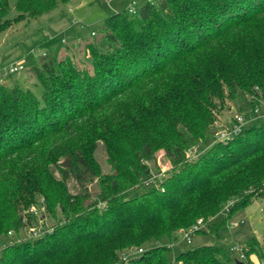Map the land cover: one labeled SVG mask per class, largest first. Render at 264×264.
<instances>
[{"label": "trees", "instance_id": "16d2710c", "mask_svg": "<svg viewBox=\"0 0 264 264\" xmlns=\"http://www.w3.org/2000/svg\"><path fill=\"white\" fill-rule=\"evenodd\" d=\"M70 1L15 0L17 16L11 20L9 0H0V32L48 15ZM256 20H260L256 24L263 33L260 37L248 32L232 37ZM101 35L88 47L93 73L52 54L28 68L43 86L44 104L18 85L0 83V235L32 225L33 219L25 213L37 192L43 194L49 213L55 214L58 206L65 217L51 235L7 247L0 264H115L119 249L168 239L200 219L215 217L232 197L242 200L227 218L249 207L255 196H263L264 120L227 142L213 144L195 163L189 162L186 152L207 139L216 121L215 100L233 99L239 92L264 99V0L150 1L134 15L126 10L105 19ZM177 68H181L179 79L172 74ZM137 89L151 100V108L142 104L130 117L116 110L120 114L112 129L120 146H114L111 155L119 163L110 179L117 184L101 178L96 202L88 185L98 175L86 147L66 154L61 172L65 181L77 182L81 191L77 196L68 192L64 181L44 187L30 177L25 179L27 187H20L13 178L4 177L9 165L37 157L45 139L74 130L88 112L104 110ZM168 101L187 113L176 111L166 118ZM126 123L132 132L148 131L150 138L137 145L131 162L126 151L130 144L122 143L133 136L124 135ZM159 149L177 171L160 188L127 192L150 176L149 167L135 160L158 168ZM131 166L136 168L133 173ZM100 202L104 209L98 208ZM168 251L164 246L147 249L128 264H169ZM176 260L241 263L219 237L214 245L181 253Z\"/></svg>", "mask_w": 264, "mask_h": 264}, {"label": "rangeland", "instance_id": "374dc122", "mask_svg": "<svg viewBox=\"0 0 264 264\" xmlns=\"http://www.w3.org/2000/svg\"><path fill=\"white\" fill-rule=\"evenodd\" d=\"M132 1L71 0L68 4H61L56 11L48 15L12 24L9 29L0 32V76L19 62L26 67V70L5 78L0 77V83L7 87L18 85L23 90L34 94L44 104L43 86L39 79L28 71V68L38 64L40 57L52 54L59 61H68L67 64L74 65L81 71L87 70L93 73L94 68L90 59L89 45L100 41L104 20L114 14L124 13L128 10ZM136 1L138 7L146 3V0ZM159 1L152 0L155 4H158ZM9 2L11 5L9 19L13 20L17 16L15 0H9ZM258 23H260V20L240 27L239 31L233 34L232 37L246 32L260 37L263 33L258 31L256 25ZM92 32H95L96 35L93 36ZM180 69L172 70V74H175L174 77H178V79L181 74ZM156 96L154 94L153 99ZM142 104L151 108L152 102L148 97H142L137 89L133 96L128 95L121 98L104 110L88 112L85 119L77 120L74 130L64 131L52 138L45 139L39 147L37 157L29 159L23 165H9L10 168L8 172H5L4 177L6 179L8 177L13 178L20 187H27L25 179L30 177L31 179H39L44 187H48L53 183L60 184L64 181L68 192L73 196H77L81 192L77 182L73 178L65 181L61 172L65 168L63 162L66 154L77 150V148L86 147L98 175L95 181L88 185L92 194V202H96L97 194L100 192L101 178L108 177L112 186L117 184L114 178L110 179L117 173L116 164L119 163L111 155L114 146H120L114 141L116 134L112 129L117 121L116 118H119L118 113L120 114L116 110L123 112L124 116H128ZM214 105L216 106L214 110L216 121L211 126L207 139L204 142L196 143L187 150L186 154L189 162L195 163L213 144L219 142V134L229 131L238 116L244 115L252 119L253 113L257 109L262 112L264 99L253 100V97L239 92L233 99L215 100ZM79 106L81 107V105ZM176 111L178 115L187 113L179 107H174L171 101H168L163 116L168 118L170 113L174 114ZM257 122L251 121L249 126ZM123 132L124 135L133 133L132 138L129 137V139L122 142L123 144H130L129 150L126 151L131 154V158H128V162H131L137 145L147 144L150 138L146 135L148 132L146 130L132 132L128 123L124 124ZM156 158L158 168L152 162L135 160L138 164H145L149 167L150 176L147 181L139 182L137 186L132 187L127 192H142L143 190L160 188L177 171L172 170L164 150L159 149ZM135 169L134 166L129 168L131 173ZM191 170L196 171L197 169L191 168ZM44 182H47V185ZM261 192L263 196H255L249 207L244 210H236L230 218H227L228 213L223 212L226 205L229 202H234V205L237 204L242 200L241 197H232L222 206L219 214L215 217H211L207 221L200 219L190 228L180 229L172 233L168 239L164 238L161 241L147 242L141 246L119 249L117 251L118 260L123 253L128 251L136 252L140 249L146 251L147 249L164 246L169 249L167 253L169 264H180L176 259L181 253L201 246L214 245L218 242L219 237L220 242L225 244L233 257L242 264H253L251 261L252 256H256L264 263V189ZM33 198L30 209L25 213L33 219L32 225L24 227L19 232L0 235V255L9 246L51 235L56 227L64 224L65 217L60 207L56 206L55 211H53L55 214H52L47 209L42 193L37 192L33 195ZM105 207V204L98 203V208L104 209ZM195 228H197V231L194 232ZM190 233H192V240L185 236V234ZM250 245L253 247L251 250L249 249Z\"/></svg>", "mask_w": 264, "mask_h": 264}, {"label": "built area", "instance_id": "2783aa9c", "mask_svg": "<svg viewBox=\"0 0 264 264\" xmlns=\"http://www.w3.org/2000/svg\"><path fill=\"white\" fill-rule=\"evenodd\" d=\"M152 0H146V2H150ZM138 2L136 0H133L130 5H129V8H128V11L130 14H136L137 11H138ZM92 35L95 36L96 33L95 32H92ZM26 70V67L22 64V63H17V64H14L13 66H11L5 74H2L1 77L5 78L9 75H15V74H18L20 72H23ZM255 98H253L254 100ZM264 119V109L263 111L261 112L260 109H257L254 113H253V118L250 119L244 115H241V116H238L235 120V123L234 125L231 127V129L229 131H227L226 133H221L219 134V138H218V141H221V142H227L229 140H231L232 138H234L236 135L240 134L245 128H247L249 126V123H251V121H260V120H263ZM234 205V202H229L225 209H224V213H229L231 208L233 207ZM202 222V221H201ZM196 229V230H195ZM193 231H197V228H195ZM193 233V232H192ZM192 233L190 234H185V236L189 239V240H192ZM144 252L143 249H140L136 252H126V253H123L120 258H119V261L115 264H128L130 262V260L137 256V255H140ZM243 252V251H242ZM261 264H264L263 262H261Z\"/></svg>", "mask_w": 264, "mask_h": 264}, {"label": "crops", "instance_id": "0c3cea01", "mask_svg": "<svg viewBox=\"0 0 264 264\" xmlns=\"http://www.w3.org/2000/svg\"><path fill=\"white\" fill-rule=\"evenodd\" d=\"M251 261L253 264H259L260 262H263V261H260L256 256H252Z\"/></svg>", "mask_w": 264, "mask_h": 264}, {"label": "water", "instance_id": "95a60500", "mask_svg": "<svg viewBox=\"0 0 264 264\" xmlns=\"http://www.w3.org/2000/svg\"><path fill=\"white\" fill-rule=\"evenodd\" d=\"M240 264H242V263H240Z\"/></svg>", "mask_w": 264, "mask_h": 264}]
</instances>
